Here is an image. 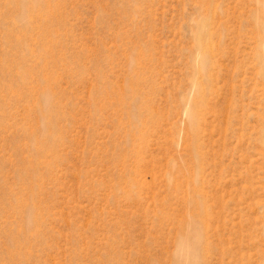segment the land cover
Masks as SVG:
<instances>
[{"label": "rangeland", "instance_id": "374dc122", "mask_svg": "<svg viewBox=\"0 0 264 264\" xmlns=\"http://www.w3.org/2000/svg\"><path fill=\"white\" fill-rule=\"evenodd\" d=\"M0 264H264V0H0Z\"/></svg>", "mask_w": 264, "mask_h": 264}]
</instances>
